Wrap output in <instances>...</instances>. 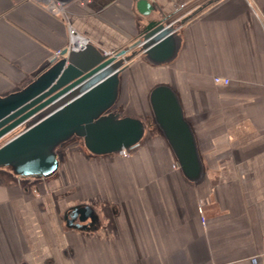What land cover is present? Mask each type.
<instances>
[{
    "label": "crops",
    "instance_id": "1",
    "mask_svg": "<svg viewBox=\"0 0 264 264\" xmlns=\"http://www.w3.org/2000/svg\"><path fill=\"white\" fill-rule=\"evenodd\" d=\"M64 1V16H56L36 0H0V97L47 70L70 27L118 53L149 19L169 17L179 36L176 55L159 67L134 57L123 94L134 110L148 86L176 91L204 176L186 179L156 139L113 183L26 191L30 185L0 171V264H264V0H217L185 24L210 0H146L148 18L141 0ZM81 202L99 206L96 232L58 224Z\"/></svg>",
    "mask_w": 264,
    "mask_h": 264
},
{
    "label": "water",
    "instance_id": "2",
    "mask_svg": "<svg viewBox=\"0 0 264 264\" xmlns=\"http://www.w3.org/2000/svg\"><path fill=\"white\" fill-rule=\"evenodd\" d=\"M216 1L196 9L182 24ZM138 7L143 18L153 11L146 0ZM168 18L149 19L137 39L118 53H106L93 43L79 50L64 48L25 88L0 97V171L21 185H30L24 187L26 191L39 184H59L60 148L66 144L80 140L93 157L118 156L140 150L159 133L175 158L173 166L190 182L201 181L204 167L198 141L171 86H150L146 103L151 121L135 114L136 109L127 108L130 114L115 110L124 96V75L134 57L159 67L176 55L179 36ZM130 50L135 51L122 59ZM98 207L73 204L58 224L66 230L96 232L101 220Z\"/></svg>",
    "mask_w": 264,
    "mask_h": 264
},
{
    "label": "rangeland",
    "instance_id": "3",
    "mask_svg": "<svg viewBox=\"0 0 264 264\" xmlns=\"http://www.w3.org/2000/svg\"><path fill=\"white\" fill-rule=\"evenodd\" d=\"M80 34L83 35V33ZM83 36L88 43H92V40L88 36ZM103 51L109 53L107 50ZM147 88L148 89L146 90V94L142 97L141 103L135 106L137 110L135 114L144 120L151 121L150 112L146 103V96L150 86ZM130 107L131 106L127 102L126 97L122 96L118 106L115 107V110L122 114H130L128 111ZM156 135L160 136L159 133H156ZM158 136L155 139L160 141L159 143L162 145H165L164 141ZM150 142H152V140L148 139L147 145H149ZM60 155L63 161V169L58 176L60 177L58 183L65 184L72 182L77 184H99L113 183L115 173L131 167V160L138 155V153L136 151L131 154L118 156L93 157L83 147L80 140H74L60 148Z\"/></svg>",
    "mask_w": 264,
    "mask_h": 264
},
{
    "label": "built area",
    "instance_id": "4",
    "mask_svg": "<svg viewBox=\"0 0 264 264\" xmlns=\"http://www.w3.org/2000/svg\"><path fill=\"white\" fill-rule=\"evenodd\" d=\"M39 3L45 5L52 13L56 16H64L66 1L64 0H36ZM86 44L87 40L83 35H81L74 27L69 28V39L66 46L67 50H79L82 49ZM62 50L56 52L54 58H58L61 55ZM215 83L228 85L230 83L229 79L216 77L214 79Z\"/></svg>",
    "mask_w": 264,
    "mask_h": 264
}]
</instances>
